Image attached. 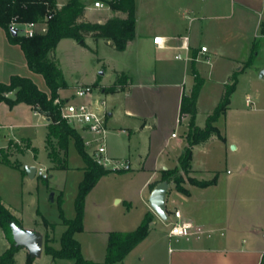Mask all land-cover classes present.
I'll return each instance as SVG.
<instances>
[{"label": "crops", "instance_id": "0c3cea01", "mask_svg": "<svg viewBox=\"0 0 264 264\" xmlns=\"http://www.w3.org/2000/svg\"><path fill=\"white\" fill-rule=\"evenodd\" d=\"M58 1L60 5L67 2ZM94 3L88 2L85 10V17L91 22L105 23L116 15L126 17L112 9L108 14H99L101 8L95 7ZM136 16L135 38L128 42L124 51H117L123 55L120 60L119 56L113 59L112 69L116 74L123 72L126 76L116 91L107 93L99 87L97 94L109 99L108 117H114L119 111L125 116L130 130H148L149 153L144 159L142 155L139 158L142 170L151 173L150 196L158 179V166L167 168L166 163L175 166L179 163V159L171 158L167 151L172 141L175 139L184 145L183 152L187 145L185 132L189 116L180 121V105L182 96L192 90L195 73L204 79L196 117V124L204 127L208 114L221 99L225 84L230 82L234 72L240 71L229 108L216 122L224 139L216 136L195 145L193 155L198 146L205 147L218 140L228 147L232 145L233 151H240L241 161L237 163L236 172L227 170L225 174H215L218 181L214 185L184 184L188 193L177 189L170 193L168 189V218L174 217L173 211L179 209L184 220L192 221L204 232L200 237L175 238L170 237L168 231L166 264H260L264 255V77H260L264 58L260 57L261 49L251 66L244 68V62L249 60L254 43L257 42L259 47L261 44L264 52V0H136ZM157 36L163 37L161 45L154 43ZM98 40L88 37L87 46L80 45L94 51V42ZM184 42H187V48L182 47ZM203 46L207 51H202ZM12 75L29 77L40 89L49 92L44 77L30 70L20 46L12 44L0 26V83H8ZM83 84L88 83L71 85L67 82L68 87L60 90V96H72L76 87ZM14 95L10 94L11 97ZM248 97L253 102L251 106L247 105ZM40 114L25 103L11 108L0 102V126L8 122L11 127L14 122H20V118L32 119L41 117ZM42 116L48 129L49 121L44 114ZM39 121L43 122L41 118ZM178 124L184 126L182 133L173 136ZM22 140L33 147L30 138ZM191 171L201 181L215 176L210 170L196 168L193 159ZM0 200L24 227L20 212L1 197ZM177 220L174 217L173 222ZM154 223L155 218L152 225ZM31 230L43 236L49 233L51 244L57 249L61 247L60 240L57 246L54 231L50 233L46 225ZM111 231H107L108 237ZM0 235L5 239L6 250L10 243L1 228ZM151 235L152 228L148 237L126 256L122 264H142L147 257L151 264H161L157 261L162 240L151 238ZM107 244L108 239L104 247L91 255L82 251L84 257L104 261ZM150 245L152 248L148 250ZM20 251L28 257V249L21 248L15 256V264ZM47 256L51 264H59Z\"/></svg>", "mask_w": 264, "mask_h": 264}, {"label": "rangeland", "instance_id": "374dc122", "mask_svg": "<svg viewBox=\"0 0 264 264\" xmlns=\"http://www.w3.org/2000/svg\"><path fill=\"white\" fill-rule=\"evenodd\" d=\"M87 1L94 3L96 0ZM102 2L104 7L100 9L99 14H108L111 8L107 2L103 0ZM42 30L43 26L39 25V31ZM80 44L74 39L66 38L49 53V58L55 60L62 69L64 80L71 85L92 84L106 89L107 93L116 91V88L110 85L117 77L115 70L112 69L113 59L119 56L120 60V56L123 55L108 45L103 38L94 42V51H88ZM260 46V57L264 58L263 47L261 44ZM62 96L69 98L71 94ZM106 101L110 110L109 99L107 98ZM40 115L41 117L36 116L32 119L20 118L18 119L20 122H14L11 127L8 122L0 126V148H4L0 153L3 155L15 152L10 155V158L20 165V167H10L0 163V197L20 212L26 230H31L32 227L42 228L45 226V220L55 224L54 234L59 246V240L66 228L62 224L61 211L67 219H74L77 216L79 186L85 177L87 162L74 140H71L67 166L55 169L45 147V137L48 132L45 118L43 114ZM40 118L43 122L39 121ZM108 120L107 153L122 163L127 162L131 168L130 170H111L112 172L103 175L97 181L85 196L83 229L75 234V238L81 243L82 251L91 255L93 251L104 247L105 242L107 243V231H133L142 222L145 214L151 212L155 214L156 221L151 226V238L160 237L162 240L157 263L161 261V264H166L168 252L166 233L172 227L174 217L163 220L150 206L149 184L152 182V177L149 171L142 170L139 158L142 155L144 159L149 153L148 130H130L125 123V116L119 111H116L114 117H108ZM183 124L177 125L176 133H182ZM23 138H30L35 150L18 152L17 146L20 149L26 147L21 142ZM12 140L18 141L19 145L8 146ZM183 148L184 145L178 144L174 139L167 151L171 158L177 160L182 155ZM85 151L92 158V147H85ZM240 154V151H233L232 145L228 147L226 143L216 140L205 147L198 146L194 150L193 164L198 169L210 170L214 175H222L227 173V170L236 172L237 163L241 161ZM32 166H43L48 170L49 177L47 179L38 175L30 177L27 167ZM166 167L158 166V179L155 185L163 181L166 171H174L173 177L182 176L183 186L191 183L190 179L198 180L193 171L186 174L180 168V162L176 166L174 163H166ZM175 189H177L176 184L171 181L169 192ZM5 247V239L0 235V253L5 251ZM151 248L152 245L148 247V250ZM27 255L28 257L20 251L17 255V264H28L27 259L30 258L28 251ZM47 255L43 250V254L36 258L34 264H51L52 261ZM146 260L142 264H151L148 257ZM57 261L59 264L72 262L67 259Z\"/></svg>", "mask_w": 264, "mask_h": 264}, {"label": "trees", "instance_id": "16d2710c", "mask_svg": "<svg viewBox=\"0 0 264 264\" xmlns=\"http://www.w3.org/2000/svg\"><path fill=\"white\" fill-rule=\"evenodd\" d=\"M99 1V0H96ZM95 1V2H96ZM107 2L114 13L122 12L126 17L113 16L105 23H94L86 19L85 10L88 5L87 0H67L60 5L58 0H0V26L6 31L9 41L19 45L25 54L28 66L34 73L44 77L49 88V92L43 91L29 77L12 75L8 83H0V102L7 103L11 108L25 103L35 111L49 114L51 121L48 124L46 135V148L55 169L65 168L69 143L74 140L79 151L86 159L85 177L79 186V196L77 199L78 214L74 219H67L61 211L62 224L65 230L61 236V247L55 248L51 242L50 234L44 236V251L50 255L52 260L67 259L69 264H122L126 256L142 241H144L151 230L154 221V214L147 212L133 231H111L108 237L105 260L96 262L84 257L81 243L75 238V234L83 229V205L85 196L95 186L97 181L105 174L112 172L99 165L89 157L85 151L83 139L79 132L66 122L60 119V114L55 100L60 96V90L68 87L64 80V74L55 60L49 58V53L55 50L59 43L66 38L74 39L87 46L88 37L98 40L103 38L111 47L117 51H124L128 42L136 36V0H103ZM36 22L46 26L43 33L33 37L17 33L11 30L13 23L25 24ZM259 51L258 43H254L252 54L248 61L244 62V68L253 64L256 54ZM240 71L234 72L225 88L216 108L208 114L206 124L200 127L196 124L198 115V99L204 79L195 73V83L189 94H184L180 105V118L189 116L185 137L187 145L179 158L180 168L187 174L192 170L193 147L204 144L213 137L224 139L216 122L221 116L226 114L231 97L236 90ZM125 73L117 72V78L112 88L119 87L123 82ZM15 93L14 97L10 94ZM18 141L10 142V145L17 146ZM24 148L17 146L18 152H25L29 149L35 150L28 141H21ZM2 149H0L1 151ZM9 153H0V162L11 166L20 167L14 163ZM174 171H166L163 180L171 183L173 181L179 191L188 193L182 185V176H174ZM173 177V178H171ZM192 184L206 187L214 185L218 181L215 175L211 180H193ZM16 221L20 226L22 223L11 212V210L0 200V228L3 230L10 246L0 255V264H15V256L21 247L15 245L12 235L11 223ZM45 225L54 231L55 224L45 220ZM34 258L30 256L27 263L31 264ZM264 264V255L261 263Z\"/></svg>", "mask_w": 264, "mask_h": 264}, {"label": "built area", "instance_id": "2783aa9c", "mask_svg": "<svg viewBox=\"0 0 264 264\" xmlns=\"http://www.w3.org/2000/svg\"><path fill=\"white\" fill-rule=\"evenodd\" d=\"M94 5L97 8L104 7L102 0L96 1ZM39 25L42 24L36 22L25 24L13 23L11 30L28 37H33L46 30V26L42 25L43 30L39 31ZM154 43L161 45L163 43V37H155ZM182 47L187 48V42H184ZM202 51H207V47L203 46ZM178 57H180V55ZM97 92H100L99 87H95L92 84H83L76 87L71 97L65 98L59 96L55 100V104L58 107L60 119L79 132L85 147H92V158L95 162L109 170H128L131 167L127 162L122 163L120 160L110 157L107 153L106 133L108 131V104L106 99L98 95ZM246 102L248 106L253 104L249 97ZM35 112L41 113L37 110H35ZM42 114L46 116L49 122L51 121V116L49 114ZM185 117L186 115L182 116L180 121ZM176 135L177 133H173V136ZM47 171L48 170L43 166H39L37 167L36 175L47 179L49 177ZM172 214L178 220L172 222V227L169 230L170 237L190 238L191 236L200 237L203 234V228L194 224L192 221L184 220L179 209L174 210Z\"/></svg>", "mask_w": 264, "mask_h": 264}, {"label": "water", "instance_id": "95a60500", "mask_svg": "<svg viewBox=\"0 0 264 264\" xmlns=\"http://www.w3.org/2000/svg\"><path fill=\"white\" fill-rule=\"evenodd\" d=\"M14 34H17V32L15 31ZM260 77H264V69L261 70ZM36 171L37 167L35 166L27 167V172L30 177H35ZM169 186L170 184L168 181H161L155 186L149 198L151 208L163 220H168L167 193ZM11 229L17 247L27 248L30 256L34 259L42 255L44 236L40 232L26 230L16 221L11 223Z\"/></svg>", "mask_w": 264, "mask_h": 264}]
</instances>
